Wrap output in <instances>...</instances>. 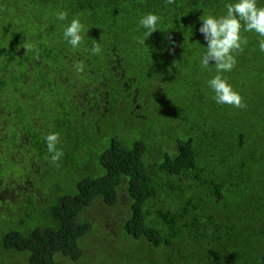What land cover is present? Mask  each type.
Masks as SVG:
<instances>
[{"label":"trees","instance_id":"1","mask_svg":"<svg viewBox=\"0 0 264 264\" xmlns=\"http://www.w3.org/2000/svg\"><path fill=\"white\" fill-rule=\"evenodd\" d=\"M231 2L0 0V264H264L260 37L242 32L222 74L242 109L214 101L200 63L202 15ZM149 12L161 24L144 45Z\"/></svg>","mask_w":264,"mask_h":264},{"label":"clouds","instance_id":"2","mask_svg":"<svg viewBox=\"0 0 264 264\" xmlns=\"http://www.w3.org/2000/svg\"><path fill=\"white\" fill-rule=\"evenodd\" d=\"M175 0H166L172 5ZM260 0H234L227 3L226 14H208L201 17L202 24L199 32L206 42V51L202 54L201 67L204 69L214 65L216 75L207 81V86L214 93L213 99L219 105H228L237 109L246 107L243 97L233 85L222 75L231 72L237 64V55L243 53L248 39L242 32H255L259 37L258 48L264 53V7H259ZM57 19L68 20L67 11H59ZM139 27L144 29L141 44L157 30H160L161 17L155 13H147L140 17ZM88 33L84 22L79 18L71 19L63 31V40L73 49H78ZM90 54L98 55L102 48L99 43L92 46ZM50 160L55 165L63 157L64 152L58 145L61 143L60 134L51 132L44 137Z\"/></svg>","mask_w":264,"mask_h":264},{"label":"rangeland","instance_id":"3","mask_svg":"<svg viewBox=\"0 0 264 264\" xmlns=\"http://www.w3.org/2000/svg\"><path fill=\"white\" fill-rule=\"evenodd\" d=\"M173 113H175V110H173V109H168L167 110V114L168 115H170V114H173ZM149 133H151V132H149ZM95 242H96V240H95ZM97 254L98 253H95L94 251H93V254L91 255V259H90V262H91V264H94L95 262V259L97 258ZM101 254V253H100ZM65 262V261H64ZM119 262V258H117V257H115V258H113L112 260H110L109 259V264H117ZM58 264H63V261L61 260V259H58Z\"/></svg>","mask_w":264,"mask_h":264}]
</instances>
